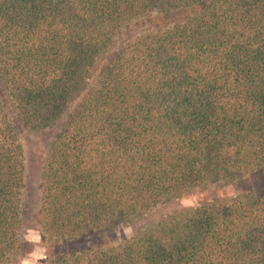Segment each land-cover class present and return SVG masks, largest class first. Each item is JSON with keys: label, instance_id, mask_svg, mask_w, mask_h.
I'll return each instance as SVG.
<instances>
[{"label": "trees", "instance_id": "obj_1", "mask_svg": "<svg viewBox=\"0 0 264 264\" xmlns=\"http://www.w3.org/2000/svg\"><path fill=\"white\" fill-rule=\"evenodd\" d=\"M28 230L37 264H264V0H0V264Z\"/></svg>", "mask_w": 264, "mask_h": 264}, {"label": "rangeland", "instance_id": "obj_2", "mask_svg": "<svg viewBox=\"0 0 264 264\" xmlns=\"http://www.w3.org/2000/svg\"><path fill=\"white\" fill-rule=\"evenodd\" d=\"M25 145L27 150L28 166L30 168L27 185L30 187V190H33L36 186L35 179L41 161L42 147L39 139L35 137H29L26 139ZM200 197L201 196L199 195L190 196L183 199L181 203L187 207L194 206L197 204ZM120 230L127 237L133 235V230L130 227L124 226L121 227ZM25 238L32 245L33 252L22 261V264H37L38 260L42 259L46 254V248L41 236L37 230H28L26 232Z\"/></svg>", "mask_w": 264, "mask_h": 264}]
</instances>
